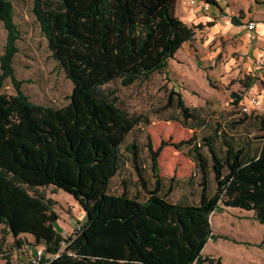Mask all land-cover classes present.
<instances>
[{
  "label": "trees",
  "instance_id": "1",
  "mask_svg": "<svg viewBox=\"0 0 264 264\" xmlns=\"http://www.w3.org/2000/svg\"><path fill=\"white\" fill-rule=\"evenodd\" d=\"M207 2L217 5L215 0ZM176 4L34 0L33 14L52 57L73 85L68 105L56 109L36 104L22 92L12 67L20 32L12 0H0V22L7 32L0 82L10 78L17 91L14 96L0 94V230L17 246L45 248L50 257L43 264H221L220 259L203 256L210 240L227 239L213 234L214 213L222 208L253 212L264 227V129L258 145L250 135L242 141L230 137L220 125L202 143L193 144L194 136L174 144L177 150L188 149L201 183L197 204L189 199L173 203L168 197L175 178L165 191L159 165L168 143L154 150L147 136L151 185L139 145L127 144L139 126L150 122L119 107L115 91L103 89L115 81L128 88L167 72L170 60L193 41L196 29L177 16ZM231 22L239 25L237 18ZM246 80L249 83L242 86L248 90L255 81ZM232 96L239 105L242 97ZM173 106L185 128H204L198 109H190L180 93L171 91L165 108ZM241 114L248 118L252 113ZM189 122L195 126L188 127ZM126 158L146 193L144 201L125 186L121 193L112 192ZM51 186L55 193L62 190L72 196L85 213L84 222L67 240L59 231L56 202L38 191Z\"/></svg>",
  "mask_w": 264,
  "mask_h": 264
},
{
  "label": "rangeland",
  "instance_id": "2",
  "mask_svg": "<svg viewBox=\"0 0 264 264\" xmlns=\"http://www.w3.org/2000/svg\"><path fill=\"white\" fill-rule=\"evenodd\" d=\"M256 1L260 8L264 9V0ZM187 2L188 0H177L179 5L185 7ZM12 3L14 21L20 32L17 42L18 53L12 67L16 80L22 83V92L39 105L56 109L67 106L73 85L66 78L62 67L52 57L48 42L33 14L34 0H12ZM178 4L177 15L182 18L184 15L178 9ZM6 41L7 32L0 22V57L4 54ZM223 48L219 54L217 49L214 50L216 54H211L209 59L212 61L207 67L205 63L197 62L198 59H202L201 57L206 59V56L196 55L197 60L193 59L189 54L190 48L185 46L178 53V57L170 62L167 72L155 74L149 81L128 88L123 87L120 81L103 88L106 91H115L119 107L131 115L143 116L150 122L148 125L139 126L128 137L127 144L134 142L139 145L145 179L151 185L154 179L151 156L146 148L147 136L150 135L154 150H157L162 142L168 143L160 153L159 165L165 191L171 185L170 179L175 178L172 182L173 192L168 197L173 203L189 199L191 204H197L201 183V176L189 158L188 149L177 150L174 144L188 141L194 136L196 141L193 144L202 143L203 137L210 134L218 125L225 127L230 137L238 141L249 138L245 135H250L249 139L254 145H258L256 139L263 134L264 114L259 116L252 112L246 118L241 114L240 104H248L251 97L263 94L264 80L246 91L239 88L238 78L231 77L225 80L216 76V71L223 75L225 68L221 65L226 54L225 46ZM2 74L0 63V79ZM206 76L213 78L212 85H209ZM171 91L180 93L187 107L198 109V115L205 120L204 128H194L196 130L185 128L180 122L182 116L176 106L165 108ZM0 94L8 96L17 94L10 78L0 82ZM232 94L242 97L239 105L235 104L236 99ZM238 123L243 124L236 126ZM229 125H233L234 128L230 129ZM187 126L193 128L195 123L189 122ZM203 152L208 156L207 149ZM124 186L128 188L130 195L136 196L140 201L146 199V193L142 191L138 177L127 158L124 167L113 180L112 192L121 193ZM215 189V183L211 178L210 192L213 193ZM38 191L56 202L55 211L60 217L58 227L66 230L64 234L66 240L72 237L85 220L80 204L62 190L55 193L52 186L40 188ZM210 220L213 234L227 239H219L217 242L210 240L203 250L204 257L220 259L221 264H264L262 244L264 227L256 221L253 212L222 208L214 213ZM69 222L74 226L71 227ZM30 256L29 247L17 246L12 236H5L0 230V264H6L7 258H10L12 264H27Z\"/></svg>",
  "mask_w": 264,
  "mask_h": 264
},
{
  "label": "crops",
  "instance_id": "3",
  "mask_svg": "<svg viewBox=\"0 0 264 264\" xmlns=\"http://www.w3.org/2000/svg\"><path fill=\"white\" fill-rule=\"evenodd\" d=\"M217 5H212L207 0H197L198 8L195 13H190V8L182 5H177L178 9L183 12V17H178L189 27H195V36L192 42H188L183 45L190 48V56L196 59L198 56H206V59H196L197 62L205 63V66L209 67L211 63V54H219L226 48V54L224 60L221 62L223 69V75H219V72H215L216 76L220 78L229 79L236 77L240 81L238 82L241 90H250L257 83H262L264 80V9L260 8V5L256 0H215ZM208 4L210 10L203 12V5ZM177 14V10H176ZM237 18L239 25L232 24L231 19ZM255 22L256 28L251 32L252 39L249 37L246 25L248 22ZM182 48L175 55V60L178 57V53L182 51ZM173 60H170L172 62ZM169 62V64H170ZM263 63V66L260 63ZM220 70H222L220 68ZM246 77L254 80L255 83L250 89H245L242 86L243 82L249 83ZM213 83L211 76H206ZM245 79V80H244ZM242 80V81H241ZM209 83V82H208ZM210 85V84H209ZM85 215V213H84ZM73 227V223L69 222ZM61 228V227H60ZM60 233L64 236L66 230L60 229ZM29 242L33 243L34 239L28 237ZM39 247L29 246L31 254ZM48 257V256H47Z\"/></svg>",
  "mask_w": 264,
  "mask_h": 264
},
{
  "label": "built area",
  "instance_id": "4",
  "mask_svg": "<svg viewBox=\"0 0 264 264\" xmlns=\"http://www.w3.org/2000/svg\"><path fill=\"white\" fill-rule=\"evenodd\" d=\"M187 7L190 8V13H195L198 8L197 0H188L186 3ZM210 6L208 4L203 5L202 11L208 12ZM247 31L249 32V37L252 39L251 32L255 30L256 23L248 22L246 25ZM263 66V63H260ZM241 112L250 114L255 112L259 115L264 114V91L263 94H257L250 98L248 104H241ZM47 259L45 248H37L29 257L27 264H43V261Z\"/></svg>",
  "mask_w": 264,
  "mask_h": 264
}]
</instances>
